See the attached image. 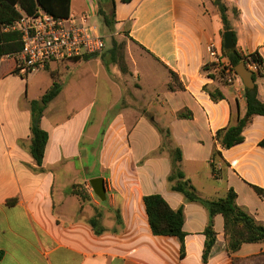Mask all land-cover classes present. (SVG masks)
I'll return each mask as SVG.
<instances>
[{"label":"crops","instance_id":"0c3cea01","mask_svg":"<svg viewBox=\"0 0 264 264\" xmlns=\"http://www.w3.org/2000/svg\"><path fill=\"white\" fill-rule=\"evenodd\" d=\"M97 1L107 6L111 0H71L70 16H97ZM113 1L114 34L124 37L127 72L118 65H110L107 72L102 53L86 61L47 63L51 70H59L62 89L44 104L40 125L49 139L43 172L34 170L39 167L29 153L30 102L39 101L52 80L33 93L27 86L32 73L23 80L8 70L0 72V264H233V258L259 255L264 241L243 244L229 254L223 217L217 215L216 242L207 262H202L208 213L199 203L186 202L182 194L171 190L170 158L167 152L158 154L161 136L153 125L167 118L162 127L169 129L180 148V169L201 198H223L232 189L237 205L264 225V200L253 189H264V148L258 145L264 138V116L252 118L242 143L222 151L228 165L223 178L216 179L210 169L215 132L229 125L231 112L243 116L246 108L243 84L219 80L208 63L206 46L215 42L223 48L217 9L210 0ZM224 1L238 51L258 53L264 67V0ZM206 65L209 68L204 70ZM66 74L72 75L70 82H78L76 87L88 85L92 76L96 83L98 79L97 86L102 81L109 92L99 95L97 88L92 95L66 94ZM170 83L174 90L167 88ZM256 85L264 101V77ZM204 87L217 89L224 98L212 101ZM98 97L104 104L97 107ZM111 111L114 115L107 119ZM180 112H190L192 117L180 119ZM82 143L88 149L81 148ZM80 164L88 168V181L103 177V204L88 185L91 200L79 201L55 171ZM152 194L161 195L174 210L183 208V257L176 237L151 232L143 197ZM11 199L16 202L8 206ZM94 206L105 228L99 236L88 224ZM116 210L120 225L115 223Z\"/></svg>","mask_w":264,"mask_h":264},{"label":"trees","instance_id":"16d2710c","mask_svg":"<svg viewBox=\"0 0 264 264\" xmlns=\"http://www.w3.org/2000/svg\"><path fill=\"white\" fill-rule=\"evenodd\" d=\"M122 3L127 4L131 0H120ZM213 6L217 9L219 18L222 23V36L226 31H231L233 34L234 46L230 50L222 48L223 54L229 59L230 64L234 68L239 63L247 64L253 62L257 65V69L253 71L254 87L248 89L243 87V95L245 99V114L239 116L236 113L232 114L228 126L217 130L214 134L215 148L211 155L210 169L212 175L216 179L225 176L224 170L228 167L227 163L222 157V151L227 150L235 145L244 141L243 131L245 127L251 122L254 116H264V101L258 96V89L256 80L264 77L263 59L258 53L243 54L238 51L236 46V37L233 30L228 12L229 7L224 0H210ZM109 5H105L97 1L96 15L100 19L103 26L110 32H115V10L114 1H108ZM71 0H0V62L5 58H17L19 64L15 69L9 71L11 75H18L24 78L20 73L21 61L19 54L22 49L21 34L12 30H5L7 27L12 26L20 17V11L26 13L30 17H37L39 11L49 14L58 19H66L70 16ZM234 17L238 16L237 8H231ZM125 46L124 41H117L112 37L110 46L101 54V60L107 72H109L110 65H118L123 72H127L123 62V49ZM96 55H84L82 57H75L73 61L89 60ZM207 65L203 68L206 70ZM171 78L176 76L170 72ZM169 90H174L172 83L168 84ZM182 89V86H178ZM62 85L56 80L52 82L51 86L41 97L42 101L47 105L54 99L61 91ZM212 101L217 102L224 97L217 89L209 90L204 87ZM39 101L33 100L30 102V145L29 153L33 158L35 164L39 169L35 171L43 172L41 168L45 154L46 145L49 139L48 132L45 131L41 125V118L43 115L44 107L39 104ZM180 119H188L192 117L190 112H180L177 114ZM153 125L159 135L161 136V145L158 154L167 152L170 158L171 170L167 181L171 184V190L183 195L186 202L199 203L205 208L208 213V223L203 231L205 236L204 249L202 254V262L206 263L211 255L212 248L216 242V233L214 230V218L217 215L223 217L224 226V239L225 248L229 254L236 253L243 244L259 243L264 241V225L257 222L251 215L240 208L236 203V193L230 189L223 198L215 200H207L201 198L195 188L192 186L190 180L185 178L184 173L180 169V162L182 160V153L179 147L175 145L172 135L168 128L160 127L156 122ZM103 131L99 134L102 138ZM264 148V138L258 143ZM253 189L257 195L264 200V189L254 186ZM69 194L76 196L81 202H89L91 200L90 194L87 189L79 185L73 186ZM97 198V197H96ZM98 199V198H97ZM99 200V199H98ZM16 199L7 201L8 206L15 204ZM145 212L147 215L148 223L151 232L154 236H172L179 240L181 251L180 256H184V239L185 232L184 225V212L180 207L176 210L172 209L165 199L158 194L147 195L143 197ZM99 203H104L99 200ZM94 215L88 220V224L92 228L95 235L99 236L105 232V228L101 224V212L95 206ZM115 223L121 224V217L119 211H115ZM112 232H115L114 230ZM2 253L0 252V259ZM233 264H264V252L259 255L252 256L246 259L233 258Z\"/></svg>","mask_w":264,"mask_h":264},{"label":"built area","instance_id":"2783aa9c","mask_svg":"<svg viewBox=\"0 0 264 264\" xmlns=\"http://www.w3.org/2000/svg\"><path fill=\"white\" fill-rule=\"evenodd\" d=\"M9 29L21 34V74L43 69L53 60L65 61L84 55H99L106 48L103 37L91 25L88 13L58 19L42 11H39L37 17H30L20 11L19 19L5 30ZM206 51L210 59L208 63L219 80L226 84L242 82L215 42L209 43ZM247 68L253 72L257 65L250 62Z\"/></svg>","mask_w":264,"mask_h":264},{"label":"rangeland","instance_id":"374dc122","mask_svg":"<svg viewBox=\"0 0 264 264\" xmlns=\"http://www.w3.org/2000/svg\"><path fill=\"white\" fill-rule=\"evenodd\" d=\"M90 23H91V25L96 27L99 35L103 37L105 44H106V48L104 51H106V49H108V47L110 46V40L112 37L118 39L119 41H122L124 39V37H122V36H117L114 33H110L103 26L100 19L97 16H95V14L90 15ZM104 51L102 53H104ZM15 61L17 64H19V61L17 58L16 59L15 58H5L4 61L0 65V67H1L0 72H4L6 70L12 71L13 69H15V67L17 65L15 63ZM66 61H73V60H66ZM123 62L125 63L124 58H123ZM58 71L59 70H51L50 67L46 65L43 69H39L35 72H32V74L30 76H29L30 73L29 74L25 73L22 76L24 77L23 80H26L29 76V78L27 79V86H28V89L34 93V92H39V90L43 89L48 83L51 84V80H52V82H53V80L54 81L56 80L58 83H62L61 79L59 77L60 72H58ZM71 77H72L71 74H66V76L64 78L65 82H66V84H65V93L66 94H70V93L72 94V92H73L74 95L84 94V96H86L88 93H90V95H92V94L96 93L97 88L99 89V92H98L99 95H102V94L106 95L109 92V91L104 90V89H107V87L102 86V81L100 82V86H97L98 85V79H97V83H96V80L92 76H89V84L88 85L85 84L82 87L80 85L76 87L75 83H78V82H70ZM23 83H24L23 85L25 86L26 81ZM77 89H80V90L77 92ZM40 99H41V97L39 98V100ZM39 104H40V102H39ZM103 104L104 103L101 102L100 98L98 97L97 101H96L97 107L101 106ZM43 107H45V105ZM96 111L97 110H95V113H96ZM113 115H114V112L111 111V114L110 113L107 114V119H111V117ZM166 120H167V118H161L156 123L161 127L164 125L163 122H165ZM107 123H108V121H107ZM107 123H106V125H107ZM81 148L86 150V149H88V145L85 143H82ZM90 158L91 159L89 160V164L92 163L93 156L91 155ZM78 164H79V162H78ZM55 171H56V173L59 174V176L61 178L66 180L65 185H68L67 186V189L69 188L68 190H70L75 185H79L82 188H84V186L88 185L90 190H91L89 181L87 179L90 176V174L88 172V168H84L81 164L75 165L72 169L70 167H67L64 165L62 168L58 167L57 170H55ZM82 172H83V175L81 174ZM58 183L59 182H57V184ZM66 191L67 190L64 191V194L67 196ZM94 197H95V195H94ZM95 199H96V201H99L96 197H95Z\"/></svg>","mask_w":264,"mask_h":264},{"label":"water","instance_id":"95a60500","mask_svg":"<svg viewBox=\"0 0 264 264\" xmlns=\"http://www.w3.org/2000/svg\"><path fill=\"white\" fill-rule=\"evenodd\" d=\"M234 46L233 34L231 31H226L223 33V48L225 50H230ZM236 74L242 81L245 88L252 89L254 87V81L252 78L253 72L250 71L245 63H239L234 67ZM40 105H44L42 101H39ZM83 175V172L81 173ZM89 184L94 195L102 202L106 200V190L104 185L103 177H95L89 180Z\"/></svg>","mask_w":264,"mask_h":264}]
</instances>
